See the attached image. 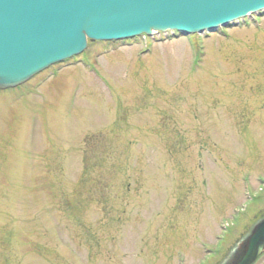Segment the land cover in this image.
Here are the masks:
<instances>
[{"label": "rangeland", "instance_id": "374dc122", "mask_svg": "<svg viewBox=\"0 0 264 264\" xmlns=\"http://www.w3.org/2000/svg\"><path fill=\"white\" fill-rule=\"evenodd\" d=\"M154 38L0 91V264H220L264 213V11Z\"/></svg>", "mask_w": 264, "mask_h": 264}, {"label": "water", "instance_id": "95a60500", "mask_svg": "<svg viewBox=\"0 0 264 264\" xmlns=\"http://www.w3.org/2000/svg\"><path fill=\"white\" fill-rule=\"evenodd\" d=\"M262 9L264 0H0V88L79 54L86 38L211 32ZM263 249L264 217L227 264H251Z\"/></svg>", "mask_w": 264, "mask_h": 264}]
</instances>
